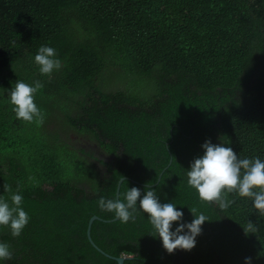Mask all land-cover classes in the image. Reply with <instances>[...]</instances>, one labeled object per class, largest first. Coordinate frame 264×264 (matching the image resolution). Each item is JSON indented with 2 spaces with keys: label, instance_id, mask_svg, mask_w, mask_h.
I'll return each mask as SVG.
<instances>
[{
  "label": "trees",
  "instance_id": "obj_1",
  "mask_svg": "<svg viewBox=\"0 0 264 264\" xmlns=\"http://www.w3.org/2000/svg\"><path fill=\"white\" fill-rule=\"evenodd\" d=\"M41 45L59 70L40 73ZM16 80L41 81V119L16 118ZM205 140L264 159V0H0V194L30 216L19 236L0 226L4 264H264L252 200L225 193L221 209L187 184ZM133 186L209 219L191 250L167 252L147 213L122 223L97 206Z\"/></svg>",
  "mask_w": 264,
  "mask_h": 264
},
{
  "label": "clouds",
  "instance_id": "obj_2",
  "mask_svg": "<svg viewBox=\"0 0 264 264\" xmlns=\"http://www.w3.org/2000/svg\"><path fill=\"white\" fill-rule=\"evenodd\" d=\"M41 74H50L61 68V60L56 50L48 45H41L34 56ZM43 87L41 81L32 84L16 80L9 92V103L17 119L31 122L41 119V110L34 102V94ZM202 155L195 157L186 171L187 184L194 188L201 201L214 202L225 209L231 200L225 199V193L236 192L241 197L252 200L253 207L264 214V159L258 156L239 158L232 147L225 144H214L205 140L201 145ZM4 192H10L5 198L0 194V226H7L12 236H19L30 220L29 214L22 207L23 197L18 191H11L4 185ZM139 198V201H138ZM172 201L161 203L154 189L148 188L141 193L138 187L127 189L124 199H108L99 197L97 206L102 211L113 213L122 223L135 219L136 212L147 213L152 225L154 237H159L162 246L171 253L175 249L191 250L196 244V237L201 226L209 220L196 209L190 211L194 218L183 221V211ZM173 222H177L175 227ZM244 232L254 233V225L250 221ZM12 250L8 243L0 242V264L11 259ZM245 264H251V257H245Z\"/></svg>",
  "mask_w": 264,
  "mask_h": 264
},
{
  "label": "rangeland",
  "instance_id": "obj_3",
  "mask_svg": "<svg viewBox=\"0 0 264 264\" xmlns=\"http://www.w3.org/2000/svg\"><path fill=\"white\" fill-rule=\"evenodd\" d=\"M142 80V79H141ZM140 80V81H141ZM132 82H133V80H132ZM148 86H150V84L148 85ZM146 91V90H145ZM70 109H72V108H70ZM72 110H74L75 111V109H72ZM63 112V110L62 109H59V113H62ZM83 132V130H81V132L80 133H82ZM82 134H80V136L78 135V137L77 136H73V139H75V144L76 145H78L79 147H83V146H85V147H87V148H89V149H87V150H91L96 156L98 155L100 158H102V159H104V160H108L109 158H108V156H105V155H103V154H101L99 151H98V147L95 145V144H90L89 142H86L88 139H87V137H85V136H81ZM84 138V139H81V138Z\"/></svg>",
  "mask_w": 264,
  "mask_h": 264
},
{
  "label": "water",
  "instance_id": "obj_4",
  "mask_svg": "<svg viewBox=\"0 0 264 264\" xmlns=\"http://www.w3.org/2000/svg\"><path fill=\"white\" fill-rule=\"evenodd\" d=\"M97 218L96 216H93L90 220V223H89V227H88V234H89V238L91 239V241L93 242L92 238H91V225H92V222L94 221V219ZM94 243V242H93ZM98 247V246H97ZM99 248V247H98ZM99 250L103 251L101 248H99ZM104 252V251H103ZM118 261H119V264H123L124 263V260H125V257H118L117 258Z\"/></svg>",
  "mask_w": 264,
  "mask_h": 264
}]
</instances>
